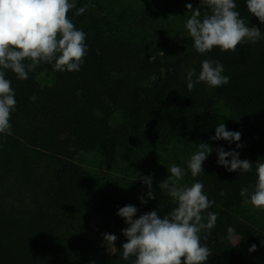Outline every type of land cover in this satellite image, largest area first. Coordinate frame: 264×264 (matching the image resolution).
I'll return each mask as SVG.
<instances>
[{
	"label": "trees",
	"instance_id": "1",
	"mask_svg": "<svg viewBox=\"0 0 264 264\" xmlns=\"http://www.w3.org/2000/svg\"><path fill=\"white\" fill-rule=\"evenodd\" d=\"M236 4L244 22L261 29L262 38L234 52L214 48L201 55L188 33L177 37L159 31L152 42L164 46L158 52L154 44L148 46L147 34L137 38L133 27L125 29L101 16L89 0H76L77 8L89 6L82 15H75V9L68 14L86 33L88 50L80 70L54 71L42 63L27 80L7 70L17 105L12 134H0V264H131L122 259L126 237L121 230L128 225L117 215L118 208L134 205L138 218L153 210L164 216L175 207L156 193L148 199L143 186L131 187L143 194L125 193L76 167L73 159L80 150L99 146L115 167L122 152L141 150L142 155L153 144L207 142L214 150L203 162L205 172L197 177L190 172L189 186L204 184V193L215 201L211 211L246 199L240 190L254 188L257 162H264V24L248 12L246 0ZM204 59L221 63L230 81L215 88L201 82L189 91L187 72L194 68L198 75ZM42 69L51 74V83L39 82ZM211 92L227 103L231 114L212 110ZM108 101L126 113L123 126H106ZM221 123L239 131L241 140H212ZM217 147L235 149L240 159L252 161V171L229 172L218 165ZM145 160L144 155L138 162ZM140 196L148 202L141 203ZM104 233L118 237L115 247L104 243ZM235 234L243 238L240 247L215 240L207 264H264V230L244 225ZM204 237L201 233V243L209 244ZM252 244L257 250L249 252Z\"/></svg>",
	"mask_w": 264,
	"mask_h": 264
},
{
	"label": "clouds",
	"instance_id": "2",
	"mask_svg": "<svg viewBox=\"0 0 264 264\" xmlns=\"http://www.w3.org/2000/svg\"><path fill=\"white\" fill-rule=\"evenodd\" d=\"M88 7L77 8L76 0H0V134H12V112L17 105L11 81L6 78L7 70L20 80H27L29 73L42 63L51 64L54 71H79L88 50L86 33L77 29L68 14L75 9V15H82ZM246 7L264 24V0H246ZM186 8L191 16L184 27L192 38L193 48L201 55L214 48L234 52L239 45L256 43L262 38L259 27L248 26L241 18L236 0H200L199 7L194 9L188 3ZM223 73L221 63L204 59L198 75L194 68L187 72V89L192 91L201 82L213 88L227 84L230 77ZM211 139L231 144L241 140V133L227 130L221 123ZM236 147L243 145L237 143ZM213 150L207 142L198 144V151L187 165L192 177L205 172L203 162ZM215 151L217 164L227 171H252V161L240 159L235 149L226 151L217 147ZM167 169L170 175L159 187L175 204L170 213L161 216L153 210L134 218L138 211L136 206L118 208L117 215L128 225L121 230L126 237L121 245L122 259H131V264H207L212 253L201 243V233L209 234L216 226L219 213L211 211L215 201L204 193L202 182L196 181L190 186L181 183L186 174L182 167L173 164ZM256 175L254 188L251 191L241 188L240 196L254 209L264 211V162H257ZM140 179L147 185V198L155 199L153 176ZM139 199L143 204L148 202L144 196ZM235 232L236 229L229 226L228 238L234 239ZM103 237L108 248L115 247L118 239L115 234L104 233ZM256 250V244L249 248V252Z\"/></svg>",
	"mask_w": 264,
	"mask_h": 264
},
{
	"label": "rangeland",
	"instance_id": "3",
	"mask_svg": "<svg viewBox=\"0 0 264 264\" xmlns=\"http://www.w3.org/2000/svg\"><path fill=\"white\" fill-rule=\"evenodd\" d=\"M89 1L101 12V16H104L106 19L113 18L117 25L126 26L125 29L133 27L137 38L147 34L146 40L148 41V46L154 44L155 49L153 50L158 52H162L164 46L152 42L153 40H157L156 35L159 31L167 30L177 37L188 33L184 25L191 16V12L187 10L186 4L191 3L195 9L199 7L200 2V0ZM38 79L41 83H51L52 76L48 70L42 69L38 74ZM211 94L214 95L212 92ZM213 98L214 102L211 107L213 111L231 114V110L224 100L217 98L215 95ZM108 105L111 108V114L105 117L106 126L109 129L123 126L126 121V113L110 101H108ZM197 151L198 146H194L192 142H185L184 144L183 142L172 141L167 144H153L142 155L141 150L130 151V153L122 152V159H120L119 165L110 167L107 160L108 151L97 146L77 152L73 163L76 167L88 169L99 175L105 184L113 183L123 192L129 194H143L140 191L135 192L131 187L136 185L147 188V185L142 183L140 177L151 175L153 176L152 187L154 193L170 199L167 193L161 191L159 187V183L170 175L167 168L173 164L182 167L186 174L181 183L189 185L187 178L190 177V170L187 165L191 156ZM144 155L146 160L142 164V162L138 161ZM132 159H135V162ZM133 163H136V165ZM215 212L219 213L216 226L209 234L204 233L210 241L209 244H205L208 248L215 240H218L221 246L231 243V246L234 248L240 247L241 240L243 239L242 236L235 234L234 239H229L227 234L229 226L241 230L244 225H250L264 230V211L254 209L245 200L233 207L218 204Z\"/></svg>",
	"mask_w": 264,
	"mask_h": 264
}]
</instances>
